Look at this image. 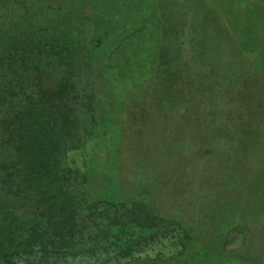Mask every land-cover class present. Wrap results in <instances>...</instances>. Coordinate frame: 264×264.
Returning a JSON list of instances; mask_svg holds the SVG:
<instances>
[{
	"label": "trees",
	"instance_id": "16d2710c",
	"mask_svg": "<svg viewBox=\"0 0 264 264\" xmlns=\"http://www.w3.org/2000/svg\"><path fill=\"white\" fill-rule=\"evenodd\" d=\"M4 1L0 0L6 15L0 23V264H107L114 251L129 255L124 264H264V238H258L255 248L249 241L228 247L232 227L245 234V225L230 219L239 210L230 194L240 162L219 180V190L226 196L221 203L224 214L214 210L212 193L196 217L184 212L182 220L162 218L150 205L156 202L153 193L132 194L121 176L126 171L121 160L127 155L124 139L133 125L129 121L125 125V115L134 119L139 112L138 124L144 126L143 99L121 102L110 114L119 97L113 82H122L138 60L126 42H146L156 66L161 64L164 86H170L172 78L177 82L183 77L191 91L190 102L182 99L176 111L190 122L191 138L186 145L177 144L173 134L181 129L169 123L176 112L166 116L168 122L165 119L149 128L154 139L163 135L181 166L192 152L211 157L215 153L231 163L240 150V161L252 149L264 154V144L256 142L259 136L264 138V109L259 106L264 108V76L249 90L245 84L249 76L264 71V0L105 1L104 10L100 2L94 14L101 24L99 33L93 34L99 39L97 44L91 42V25L87 14L83 15L91 11V0ZM184 32L189 39L182 37ZM185 41L197 59L192 62L194 68L187 62L171 65L180 59ZM237 52L247 56L239 68L231 61ZM202 63L205 67L200 69ZM153 95L145 105L154 99L163 108L159 96L166 99L167 95ZM110 116L118 132L107 175L102 179L98 173L90 176L67 163L70 154L84 149ZM234 124L244 129L241 133L236 129L229 137L227 130ZM242 132L257 134L252 144L245 142ZM148 149L135 152L136 177L153 169L148 170L151 175L162 179L167 171L178 169L177 164L160 167L153 163L160 152ZM256 161L251 166L245 163L246 168ZM259 161L258 170H264V161ZM131 164L125 165L127 169ZM137 188L149 191L150 183L140 182ZM209 208L216 223H204V228L212 229L213 235L198 243L201 227L195 222L206 220ZM162 219L182 223L181 232L172 235L179 247L156 250L171 239L164 226L156 224ZM142 245L155 253L139 256L137 248ZM86 255H91V263L84 259Z\"/></svg>",
	"mask_w": 264,
	"mask_h": 264
},
{
	"label": "rangeland",
	"instance_id": "374dc122",
	"mask_svg": "<svg viewBox=\"0 0 264 264\" xmlns=\"http://www.w3.org/2000/svg\"><path fill=\"white\" fill-rule=\"evenodd\" d=\"M11 0H5L4 2H10ZM60 1H69L70 0H60ZM82 2L83 0H72V2ZM104 1V2H103ZM107 2H129L132 0H91V11L86 12V10L83 12L84 14H87L89 25H91V35L88 32L89 36H91V42L94 44L100 43L99 39H96L93 37V34L98 32L99 24L97 22L98 19L94 20V14L97 8L100 7V2L104 3V6H102L103 10L106 9L105 7H108L106 4ZM253 3L259 2L260 0H250ZM2 3V2H0ZM165 3V2H163ZM4 6L0 9V23L3 21V19L6 17ZM90 12V13H89ZM101 21V19H100ZM187 40L189 39V35L186 34V32L183 33V36ZM139 43L132 42L131 44L127 41L126 45H130L132 48V55H135L138 57V60L134 64L127 63L128 65H134L136 68L133 70H127L128 73L125 75L122 79V82H116L115 80L113 82V88L117 91L119 97L115 101L113 107L110 110V114L113 115L115 113L117 104L121 102H124L129 99L128 102L136 101L137 99H143L141 101V104L144 103L143 107L146 109V113L141 119V122H146L144 126L139 125L137 120L141 116L140 113H137L136 118L128 119V117L125 115V125L126 123L132 122V127L130 128L129 135L124 139V144L126 142L125 146V154H127L124 158H121L123 160V166L126 167V171H124L122 176L123 181L128 185V189L130 192L139 194H146L150 195L153 193L154 198L156 200L155 203L150 204L152 208L161 215L162 218H171V216L180 218V214L187 213L188 215L191 214L197 216V210L200 209V207L203 205V201H209V198L211 194L213 195V206L215 207L214 210L217 211H223L224 214V206L221 203H225L226 196L221 193V190H219V180L223 178V174H225V171H231L234 167H236L240 162V168L238 169V175H233V181L231 184H235L236 187L235 190L230 194V198L232 199V204L239 208L237 212H234L231 216V221L233 222H239L245 225V234H240L241 230L239 231L237 227L234 226L230 229L231 234L229 238V244L228 247L236 248L240 246L242 242L247 243L249 241L250 246L255 248V246L258 245L259 241L258 238H264V170H258L260 167V161H264V154H260L255 152L254 149L250 151V153L245 152V156L243 157V160L241 159V150L238 155H235L231 160L226 157H219L218 155H215V153L212 155L205 153L202 155L195 154L192 152L190 157L186 160H184V163H182L183 166H181V162L174 156V152L169 147L167 148V143L162 137L157 136L154 139L153 134H151L152 129H149L150 127H153V125H158L159 123L165 121L166 116L169 117V114H172L176 111H179L178 107L180 106L181 102L185 99H188V95L191 93L188 92L189 88L186 87V80L182 77V80L178 78L177 82H175L174 78H172V83L170 86H164L165 81L161 79V64H158V67L156 66V57L153 58V51L148 47L147 43H141L139 46H137ZM99 45V44H98ZM108 46V45H107ZM133 46V47H132ZM171 49L175 48V46H170ZM181 47V56L180 59L177 61L175 60L174 63H172V66H184L187 62V65H191L193 68L196 65H192V62H197V59L193 57V54L191 53L192 49L189 47V45L186 43V41L180 46ZM224 55H227L228 52L225 50L223 52ZM232 53H229L228 58H231ZM193 60V61H192ZM242 60H247V56H242L238 52L235 53L231 61H233L234 65L239 68L241 65ZM165 65L167 63H164ZM124 65V66H125ZM200 69H203L205 67L204 63L198 65ZM139 69V70H138ZM259 72V71H258ZM255 72L254 75L249 76L248 79H246L245 84L247 85V89L249 90L254 83L259 81L264 76V71H260L259 73ZM256 76V77H253ZM245 77V76H244ZM112 80V78H111ZM140 81V82H139ZM162 91V92H161ZM155 92L158 94L165 93L167 95L166 99L163 98V96H159L161 100H164V107L159 108L155 105L154 99L153 104H146V102L151 101V97L153 98V94ZM122 93V95H121ZM146 94V95H145ZM121 95V96H120ZM183 99V100H182ZM258 103L260 102L258 97L256 96L255 99ZM189 101V99H188ZM166 102V104H165ZM190 102V101H189ZM169 104V108H168ZM261 109L263 108V105H259ZM124 116V115H123ZM114 116H110L109 118L105 119V127H102L100 125L97 130L95 136L91 139V141L88 143V145L82 149V150H76L72 152L69 156V159H67V163L74 165L75 167H78V169H81L83 172H88L91 174L98 173L101 177V179L107 175V167H109V160L111 159L113 148L112 145L115 143V135L118 132V124L114 121ZM167 121V119H166ZM168 122V121H167ZM170 124H174L178 127H180L181 130L174 132V138L177 140V144H183L186 145L189 141V138H191V135L187 132L190 128V122L189 119L185 116V114H182L181 112H176V115H174L170 122ZM149 126V127H148ZM235 124L233 125L232 129L227 130L229 131V137L232 136L238 129L239 133H241L240 126L235 127ZM157 128V126H156ZM129 129V128H128ZM194 129V127H193ZM252 129V128H251ZM226 130V129H224ZM223 130V131H224ZM133 131V132H132ZM214 133V132H213ZM243 133V132H242ZM152 140H151V135ZM236 134V133H235ZM243 137L246 138L245 142L248 141L249 143H253V140H255L257 134L255 133H243ZM114 136V137H113ZM143 137V139H141ZM139 140L140 145L136 142V140ZM239 139V138H238ZM257 146H262L264 144V138L262 136L258 137ZM217 145H221L222 142L218 140ZM136 146V147H135ZM149 147L148 150H151L153 148H156V152L159 151L160 155L153 158L152 162L155 164L160 165V167H166L171 166L174 164L178 165V169L176 170H170L167 171L166 174L162 177V179L152 176L148 169L145 174H137V177L135 176V163H138L137 155L135 152H141V150H145ZM136 148V149H135ZM224 148V146H223ZM135 149V151H134ZM219 149V150H220ZM239 146H237L236 150L238 151ZM257 149V148H256ZM235 150V152H236ZM112 152V153H111ZM235 154V153H234ZM124 155V151L122 153V157ZM132 156V160L129 159V156ZM258 158V160H257ZM229 160V161H228ZM257 160V161H256ZM135 161V162H134ZM245 161V162H243ZM252 163L253 167L246 168L245 163L254 162ZM128 162H131L132 164L129 166L130 169H127V166H125ZM228 162V163H227ZM225 163H227L226 168H224ZM251 166V164H250ZM82 167V168H81ZM102 167V168H100ZM234 173V172H233ZM145 175V176H143ZM170 176H176L180 177L179 180H176L175 177ZM146 184L147 182L150 183V192L146 188V190L138 191L137 184ZM256 182V184H255ZM131 187L133 188H130ZM154 185V188L153 186ZM256 185V186H255ZM238 186V187H237ZM138 197V196H137ZM200 201L199 203L197 201ZM217 203H219L217 205ZM217 205V206H216ZM212 206V207H213ZM183 208V212H174V208ZM122 209H125L123 207ZM210 210L207 212L208 217L206 220H203L199 218L195 223H200L199 226L201 227V231L197 232L199 233V239L198 243L207 240L211 238L213 235L212 229L204 228V223L208 226L214 223L216 221L214 219H211V213L213 211L212 208H209ZM141 215H144V217H149L150 215H145L144 212H140ZM255 214V218L253 219V216ZM127 215H129L127 213ZM226 215V212H225ZM225 215L223 217H225ZM242 216V217H241ZM241 217V218H239ZM182 220V219H181ZM129 223V222H126ZM159 226H164V232H166V235H170L171 239H166L165 243H160L156 250L162 249L163 251H166L172 247H175L176 245L179 247L178 242H174L173 234L181 232V224L180 222L176 221H168L167 219H162L158 223ZM158 226V227H159ZM229 226V225H228ZM155 229H158L157 226H154ZM161 233V231H159ZM193 238V236H192ZM195 239L193 238V242ZM245 240V241H244ZM264 240V239H263ZM208 242V241H207ZM248 244V243H247ZM255 245V246H254ZM166 247V248H165ZM165 248V249H164ZM175 249V248H173ZM254 251V250H253ZM110 252V251H109ZM115 252V251H114ZM110 252V257L107 259V264H124L128 259L129 255L123 254V253H116ZM117 252V251H116ZM157 252V251H156ZM139 256L144 257L146 254L149 255L151 253H155L154 251L150 252L149 248L145 245H142L141 247L137 248V252ZM105 255V254H104ZM91 255L84 256V259H86L89 263H91ZM78 257V256H77ZM86 261H83L85 263ZM79 262H75L74 264H77ZM213 264H216V262H213ZM223 264H228L227 262L223 261Z\"/></svg>",
	"mask_w": 264,
	"mask_h": 264
}]
</instances>
